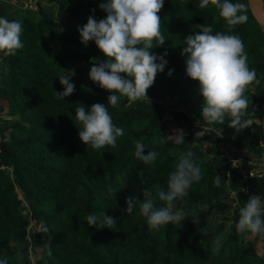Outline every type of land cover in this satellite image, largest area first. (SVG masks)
I'll return each instance as SVG.
<instances>
[{"label": "trees", "instance_id": "trees-1", "mask_svg": "<svg viewBox=\"0 0 264 264\" xmlns=\"http://www.w3.org/2000/svg\"><path fill=\"white\" fill-rule=\"evenodd\" d=\"M102 2L37 0L31 10L21 0H0V16L22 22L24 44L15 56L0 52V113L7 108L8 117L0 119V259L8 264H264V253L258 252L264 240L250 231L238 234L235 227L219 253L212 252L215 237L229 220L238 221L250 196L264 200V167L257 165L264 153V33L247 0H240L247 4V22L231 31L211 4L200 9V0H164L158 15L166 41L163 47L154 41L150 51L167 52L168 63L147 91L150 102L121 96L115 107L108 105L111 93L89 77L92 61L107 57L94 41L81 43L78 31L90 15L106 18ZM204 24L214 32L238 34L244 42L248 66L260 81L245 91L251 128L238 131L228 117L224 124L209 125L202 117L200 84L188 77L181 53L184 40ZM67 75L75 90L61 100L59 77ZM78 103L108 105L113 122L124 128L115 148L97 151L81 142ZM176 130L185 136L183 145H175L174 138L159 144ZM136 141L147 146L145 154L159 152L154 164L136 158ZM189 149L203 178L172 208L187 218L156 230L140 215L139 205L126 213V199L142 201L145 189L157 207L167 206L156 194L167 191L169 174ZM216 175L222 178L219 187ZM104 212L117 220L112 229L87 225L89 213ZM36 249L40 256L32 263L29 251Z\"/></svg>", "mask_w": 264, "mask_h": 264}, {"label": "clouds", "instance_id": "clouds-1", "mask_svg": "<svg viewBox=\"0 0 264 264\" xmlns=\"http://www.w3.org/2000/svg\"><path fill=\"white\" fill-rule=\"evenodd\" d=\"M210 4L219 10L230 31L233 26L248 20L247 4L240 0H200L198 7L205 9ZM163 6L164 0H106L99 5L107 14L106 18L98 21L94 15H90L87 24L78 27L81 43L87 46L94 41L107 57L106 61H92L89 77L111 93L107 98L108 105L115 107L121 96L130 101L146 98L150 102L147 91L168 63L165 59L167 52L157 56L150 51L154 48V41L157 42L156 47H163L166 41L158 15ZM92 11L95 12L94 9ZM198 27L199 33L184 40L181 55L186 57L188 77L200 84L202 117L209 125L216 122L224 124L228 117L229 126L238 131L251 128L254 120L247 111L250 101L245 91L249 85L254 82L259 84L260 81L256 70L248 66L242 38L238 34L214 32L210 24ZM22 32L21 21L0 16V52L15 56L18 50L23 49ZM122 74H126V77ZM168 75L171 77V70ZM71 78L72 75L59 77L64 91L56 92L58 99L64 100L74 94L75 85ZM77 105L75 119L82 125L78 133L81 142L97 151L105 146L115 148L117 139L124 135V128L113 122L108 105L96 103L91 108L82 103ZM180 132L176 130L175 135L163 136L159 144L163 145L168 138H174L175 145H183L185 136L178 134ZM134 147L136 158L147 165L154 164L159 156L155 150H147L145 154L147 146L142 141H136ZM197 160L198 157L190 149L180 153L175 170L169 174L167 191L161 190L156 194L158 200L167 206L157 207L152 192L145 189L142 201L131 196L126 199V213L131 214L139 205L140 215L146 218L151 229L180 224L187 217L180 210L173 212L172 208L177 199L188 195L194 183L202 180V169ZM261 163L264 167V160ZM214 183L217 187L221 185L220 175L215 176ZM109 191L113 190L109 188ZM192 218L198 222L195 214ZM85 219L89 227L97 229H112L117 222L106 212L89 213ZM233 227L238 234L250 231L264 240V200L261 195H251L247 203L239 208L238 221L229 220L225 224L224 231L214 239L213 254L219 253L225 235L230 234ZM0 264H8L7 258L0 259Z\"/></svg>", "mask_w": 264, "mask_h": 264}, {"label": "water", "instance_id": "water-1", "mask_svg": "<svg viewBox=\"0 0 264 264\" xmlns=\"http://www.w3.org/2000/svg\"><path fill=\"white\" fill-rule=\"evenodd\" d=\"M249 9L252 16L258 23L262 32L264 33V1L263 0H247ZM263 134H264V123H263ZM264 160V153H263Z\"/></svg>", "mask_w": 264, "mask_h": 264}, {"label": "rangeland", "instance_id": "rangeland-1", "mask_svg": "<svg viewBox=\"0 0 264 264\" xmlns=\"http://www.w3.org/2000/svg\"><path fill=\"white\" fill-rule=\"evenodd\" d=\"M42 3H44V1H41ZM4 118H8L7 117V108H5L4 109V111H2L1 113H0V119H4ZM254 162V161H253ZM257 161H255V163H256ZM259 164V163H258ZM233 165L234 166H238L239 165V162H238V160H234L233 161ZM21 194L19 193V198L21 199ZM25 203V202H24ZM32 224H33V222H32ZM260 244V243H259ZM264 244L263 245H258V252H260V253H264ZM39 256H40V250L39 249H36V251H34V250H30L29 251V258H30V260H31V262L32 263H34L36 260H37V258H39Z\"/></svg>", "mask_w": 264, "mask_h": 264}, {"label": "built area", "instance_id": "built-area-1", "mask_svg": "<svg viewBox=\"0 0 264 264\" xmlns=\"http://www.w3.org/2000/svg\"><path fill=\"white\" fill-rule=\"evenodd\" d=\"M22 4L24 7H27L31 10H36L37 9V0H21ZM259 167L263 166V163L259 162L257 163ZM258 171H261L260 169Z\"/></svg>", "mask_w": 264, "mask_h": 264}]
</instances>
